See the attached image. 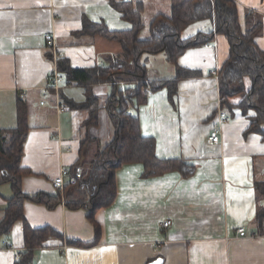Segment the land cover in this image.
<instances>
[{
    "label": "crops",
    "instance_id": "1",
    "mask_svg": "<svg viewBox=\"0 0 264 264\" xmlns=\"http://www.w3.org/2000/svg\"><path fill=\"white\" fill-rule=\"evenodd\" d=\"M115 1L142 7L148 33L153 18L170 15L172 9V0ZM235 2L243 26L248 13L261 20L256 43L264 52V0ZM85 20L115 33L133 28L110 0H0V133L17 127L18 107L25 105L30 130L21 165L31 173L22 178L24 194H57L52 187L54 178L64 168L74 169L81 141L96 139L103 149L114 137L106 110L113 83L94 86L102 109L99 125L89 128L84 126L89 112L69 105L86 101L84 88L67 82L61 73L63 80L55 88L50 78L58 67L53 46L75 69L103 67L107 60L121 58L123 49L118 43L98 35H77ZM212 32L216 33L215 22L206 20L192 24L182 38ZM49 35L53 40L46 39ZM231 49L224 35H216L206 46L187 51L179 65L198 76L180 81L174 104L165 89L151 94L138 109L142 134L155 140L157 157L184 160L197 167L195 176L184 178L169 172L145 179L143 164L125 165L116 173L115 202L95 216L102 237L91 248L65 243L67 239L95 241L88 211L68 210L64 203L51 210L26 202L25 216L33 228L48 226L64 236L48 240L36 251L32 264H264V230L256 222L259 203L254 187L256 181L264 182V137L248 132L253 110L244 115L239 108L232 112L222 106L218 72ZM142 61L149 81L177 76L165 54L144 56ZM116 86L124 90L127 84ZM246 87L250 89L249 80ZM230 102L237 106L240 99ZM223 112L231 119L221 122ZM216 124L220 142L209 144ZM2 180L0 166V222L15 196L12 184ZM169 220L172 224L165 228ZM241 227L245 233L238 235ZM23 234L24 224L16 222L10 234L0 236V264L17 263L6 244L23 253Z\"/></svg>",
    "mask_w": 264,
    "mask_h": 264
},
{
    "label": "trees",
    "instance_id": "2",
    "mask_svg": "<svg viewBox=\"0 0 264 264\" xmlns=\"http://www.w3.org/2000/svg\"><path fill=\"white\" fill-rule=\"evenodd\" d=\"M124 20L132 24L129 32L115 33L103 24L85 20L84 28L77 35H98L118 43L123 49L121 58L107 65L93 69L71 66L67 59L57 62L59 72L69 83L80 85L86 92V101L80 105L70 103L74 110L89 112L85 127L99 125L102 107L93 92L94 86L113 83V94L106 103V110L114 128V137L101 149L98 141L85 138L81 141L80 157L73 172L80 171L75 184H68L64 189V198L59 194L50 195L40 192L36 195L24 194L21 190L22 178L31 173L21 165L24 146L30 130L28 113L25 105H19L18 125L0 133V166L3 180L12 184L15 196L6 208V215L0 222V236L10 234L16 222L24 224L25 250L16 264H32L37 250L44 248L51 238L64 239L59 232L50 227L33 228L25 216L26 202L45 205L54 210L61 205L69 210L88 211V220L94 223L96 239L92 243H82L75 239L65 241L67 247L91 248L98 245L102 235L101 226L95 216L102 209L112 207L117 192L118 170L129 164H143L142 177L152 179L169 172H178L184 178L195 176L197 167L184 160H160L156 155V142L146 138L141 131L138 109L147 102L153 93L169 92V100L175 103L179 95L178 85L182 79L198 76L196 71L184 69L179 65V58L193 48L204 47L213 42L216 35H224L232 46L228 60L218 72L222 106L230 111L240 109L244 115L250 111L251 118L248 132H256L264 137V52L256 43L262 31L261 20L251 13L246 14L243 26L235 0H172L170 15H157L149 25L150 36L142 38L145 29L142 19V7L130 2L110 0ZM206 20L215 22V31L198 34L190 39H183L182 33L192 24ZM165 54L167 61L176 68V78L165 81H149L144 56ZM52 57V56H51ZM250 81V89L246 81ZM124 82V90L116 85ZM239 98L236 105L231 99ZM135 112V113H134ZM256 198L259 203L256 222L264 230V182L256 181ZM64 199V200H63Z\"/></svg>",
    "mask_w": 264,
    "mask_h": 264
},
{
    "label": "built area",
    "instance_id": "3",
    "mask_svg": "<svg viewBox=\"0 0 264 264\" xmlns=\"http://www.w3.org/2000/svg\"><path fill=\"white\" fill-rule=\"evenodd\" d=\"M46 39L48 41H51L53 40V36L49 35L46 37ZM53 51L55 53V57H54V62H57V61H60V60H63V55L61 52H59L58 50H56V47L53 46ZM50 78L53 80V86L55 88H57L59 86V84L61 83V81L63 80L62 79V76L58 70V67H55L51 73H50ZM45 102H41V105H44ZM68 108H62L61 111H66ZM220 117V121L221 122H224V121H228L230 120L231 118L225 114L224 112L221 113L219 115ZM220 138H221V131H220V126L219 124H216L214 125V127L212 128L211 130V133L209 135V138H208V142L209 144H218L220 142ZM80 176V171H77V172H73V170L71 169H67V168H64L61 170L59 176H57L56 178H54V181L52 183V187H53V191L55 193L59 192V193H63L64 192V189L65 187L68 185V184H75L78 180V177ZM172 224V221L169 220L168 222L164 223L163 226L165 228H169L170 225ZM238 232V235H241V234H244L245 233V229L243 227H241V229L237 230ZM6 247L8 250H11L13 251L15 254V262H19L22 258V252L18 251V250H15L12 245L10 244H6Z\"/></svg>",
    "mask_w": 264,
    "mask_h": 264
},
{
    "label": "rangeland",
    "instance_id": "4",
    "mask_svg": "<svg viewBox=\"0 0 264 264\" xmlns=\"http://www.w3.org/2000/svg\"><path fill=\"white\" fill-rule=\"evenodd\" d=\"M143 33V32H142ZM149 33H148V29L146 30V31H144V33H143V35H142V38H144V39H147L148 37H149V35H148ZM235 110H233L232 112H234ZM57 194H59V195H61V197H63L64 198V192L63 193H59V192H57ZM64 200V199H63ZM63 203H64V201H63Z\"/></svg>",
    "mask_w": 264,
    "mask_h": 264
}]
</instances>
